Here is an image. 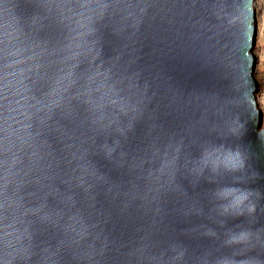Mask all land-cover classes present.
<instances>
[{
  "label": "water",
  "instance_id": "obj_1",
  "mask_svg": "<svg viewBox=\"0 0 264 264\" xmlns=\"http://www.w3.org/2000/svg\"><path fill=\"white\" fill-rule=\"evenodd\" d=\"M250 3L0 0V264H219L264 230ZM236 117L248 166L201 171ZM238 179L253 214L223 211Z\"/></svg>",
  "mask_w": 264,
  "mask_h": 264
},
{
  "label": "clouds",
  "instance_id": "obj_2",
  "mask_svg": "<svg viewBox=\"0 0 264 264\" xmlns=\"http://www.w3.org/2000/svg\"><path fill=\"white\" fill-rule=\"evenodd\" d=\"M258 5V8H257ZM256 10L260 11L258 19L261 22V27L264 29V0H256V4L250 6H241L238 10V14L233 16L232 22L244 23L250 19V24L247 25L251 28L250 47L247 55L251 57V64L249 67V77L251 79V93L245 98V103L251 105L252 115L250 116V122L255 126L257 135L264 133V123L259 120L260 110L256 106V98L253 96L255 92V83L252 79L251 67L253 64L252 53L259 49L256 55L261 58L264 57V39L257 41V48L253 49L251 46V40L254 32V13ZM264 36V31H262ZM262 62L264 60L261 59ZM264 68V64H258L257 81L261 80L260 72ZM261 107L264 108V84L261 85ZM259 125V127H257ZM229 137L221 138L218 142V146L212 147L210 150H205L203 155L199 158V164L202 166L211 167L213 172L223 170L226 173H242L247 165V161L251 158L252 153L247 147L242 146L239 143H228L229 139L235 138V141H239L243 135L245 129V123L240 121L239 117H236L228 125ZM252 176L255 177L256 173L253 172ZM259 196L258 191H254L248 187L243 186L242 179H238L233 184L223 186L218 192V196L222 201H226L223 205L224 212H231L235 216H243L245 213L253 214L256 212V203L253 201V196ZM228 245H237L238 248L234 250L233 254L228 258L219 261V264H264V230L257 227H249L242 229L238 232L231 234L227 240ZM255 252L256 255H250ZM184 258V253L181 252L172 258L170 264H174V261ZM188 264H192L191 260Z\"/></svg>",
  "mask_w": 264,
  "mask_h": 264
},
{
  "label": "rangeland",
  "instance_id": "obj_3",
  "mask_svg": "<svg viewBox=\"0 0 264 264\" xmlns=\"http://www.w3.org/2000/svg\"><path fill=\"white\" fill-rule=\"evenodd\" d=\"M255 4H256V0H255ZM257 8H258V5H257ZM260 16V11L259 10H256V17L258 18ZM255 17V37H254V40H253V49H256L257 48V41H258V38L259 39H264V36H262V31H264V29H262L261 27V22L256 19ZM259 51V49H256V51L253 52V55L255 57V63H254V81H255V87H256V90H255V93H256V97L259 99H261V85L264 84V68H262L261 72H260V75H261V80L257 81L256 77H257V74H258V69H257V65L258 64H264V62L261 61L264 60V57H260L257 54V52ZM261 101V100H259ZM258 102V101H257ZM259 104V109L260 110V113H261V123H264V108L261 107V102H258Z\"/></svg>",
  "mask_w": 264,
  "mask_h": 264
},
{
  "label": "bare ground",
  "instance_id": "obj_4",
  "mask_svg": "<svg viewBox=\"0 0 264 264\" xmlns=\"http://www.w3.org/2000/svg\"><path fill=\"white\" fill-rule=\"evenodd\" d=\"M254 3H255V0H254ZM259 100H261V99H259V97H258V98H257V101H258V102H261V101H259Z\"/></svg>",
  "mask_w": 264,
  "mask_h": 264
}]
</instances>
